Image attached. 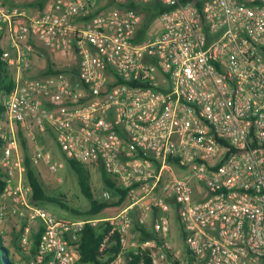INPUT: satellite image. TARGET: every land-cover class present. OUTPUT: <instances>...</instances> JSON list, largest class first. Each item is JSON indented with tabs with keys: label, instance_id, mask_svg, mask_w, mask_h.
I'll return each instance as SVG.
<instances>
[{
	"label": "built area",
	"instance_id": "1",
	"mask_svg": "<svg viewBox=\"0 0 264 264\" xmlns=\"http://www.w3.org/2000/svg\"><path fill=\"white\" fill-rule=\"evenodd\" d=\"M11 1L0 0V35L10 42L0 58L13 81L1 97L0 228L14 216V264H79L84 226L108 221L101 248L118 239L109 264L133 255L264 264V0H158L169 9L155 34L117 4L53 0L29 17ZM36 41L74 55L77 78L28 75ZM16 124L34 141L32 163L61 166L35 142L33 129H50L65 157L101 166L125 192L118 213L64 222L33 202ZM172 210L183 248L168 241ZM147 226L153 236L143 239Z\"/></svg>",
	"mask_w": 264,
	"mask_h": 264
},
{
	"label": "trees",
	"instance_id": "2",
	"mask_svg": "<svg viewBox=\"0 0 264 264\" xmlns=\"http://www.w3.org/2000/svg\"><path fill=\"white\" fill-rule=\"evenodd\" d=\"M117 4L122 8H128L136 11L138 14L140 11L146 13V20L143 21L141 33L145 32L148 28V19L157 17L161 12L168 10L169 7L161 5L158 0H151L148 3H139L135 0H109L107 5ZM2 49L0 47V57L2 54ZM67 73L73 79L77 78L78 71L77 65L74 64L70 67L64 68H54L53 63L50 60H47V66L44 72L41 75H52V74H61ZM135 84V83H134ZM13 88V81L11 75L9 74L8 67L5 62L0 58V119L3 117L4 107L1 103V96L11 91ZM2 140L0 139V145ZM21 148L23 150V165L25 167V182L30 187L32 192V201L41 206V202L44 200L56 202L60 207L67 209L77 215H89L97 216L103 210L111 206H119L120 202L124 198V190L120 189L116 181L108 175L101 166H99L101 172V180L104 187L110 191L114 192L117 200L114 203H109L106 201H97L94 198V194L91 188V173L89 166L81 164L67 157L66 160L74 170L77 176V182L80 188L81 193L89 200V208L86 211H79L75 208L67 205L59 196H49L46 194L43 183L39 179L38 174L36 173L33 164L31 162L30 156L27 151L26 140L23 137L20 141ZM6 181L4 179V173L0 169V193L4 189ZM111 222L100 224L97 227H92L90 225H85L81 238H80V251H81V260L79 264H109L112 260V254L116 252L118 248V239L117 235L113 234L109 237L107 243L103 249L101 245L105 234L107 233ZM181 228V227H180ZM182 238H184V231L181 228ZM153 233L149 227H144L143 229V239L152 237ZM38 238V237H37ZM141 259L143 264H151L150 260L146 256L142 255H133L132 259L127 264H138ZM0 264H14V260L10 254L9 247L5 244L2 234L0 233Z\"/></svg>",
	"mask_w": 264,
	"mask_h": 264
},
{
	"label": "rangeland",
	"instance_id": "3",
	"mask_svg": "<svg viewBox=\"0 0 264 264\" xmlns=\"http://www.w3.org/2000/svg\"><path fill=\"white\" fill-rule=\"evenodd\" d=\"M100 4H102L105 7L111 6L107 5V2L109 0H98ZM123 1V0H120ZM114 5V4H112ZM139 15L143 21L146 20V13L144 11H140ZM148 34H155L159 30L157 17H153L148 19ZM16 129V140L18 143V153L23 159V150L21 148L20 141L24 137L27 144V151L30 156L31 153V147L33 144V140H31L26 133L19 125H15ZM33 133L35 135V142H37L39 145L43 147L45 151H48L52 157V161L56 163H61V166H58L57 169L53 172L49 171L47 165L41 161L37 163H32L33 167L38 174L39 179L43 183L44 190L47 195L49 196H59L62 201H64L67 205H69L72 208H75L79 211H86L89 208V200L81 193L78 182H77V176L74 170L71 168L69 163L67 162L63 152L61 151L60 147L58 146L56 140H55V134L52 130L47 129L44 132L39 131L36 129H33ZM2 145V144H1ZM0 145V148H1ZM90 173H91V188L94 194V198L97 201H106L109 203H114L117 200V197L114 192H110V198L107 200L102 199L101 193L103 190H107L101 180V172L99 167H89ZM177 174H185L186 171H181L180 169H176ZM172 206V205H171ZM41 207H43L49 214H51L53 217L60 221H72V220H80V219H87V218H103V217H111L118 213L120 210V207L118 206H111L103 210L99 215L97 216H89V215H77L67 209H64L60 207V205L56 202L47 201L44 200L41 202ZM12 220V221H11ZM14 216L13 215H7L1 228L0 233L2 234V238L5 242V231L3 229V226L5 225H12L13 229L11 232V242L7 245L14 246L15 242V229L16 225L14 222ZM150 220L148 222L150 226ZM147 226V227H149ZM150 228V227H149ZM17 232V230H16ZM169 243L174 248H183L184 247V241L181 234V228L179 226V222L176 217V213L174 210L171 211L170 214V229L169 233L167 235ZM15 252L18 250L15 246V249H13ZM10 254L14 260V263L17 261H20L22 259L19 258L20 254L15 257L14 252ZM19 258V259H18Z\"/></svg>",
	"mask_w": 264,
	"mask_h": 264
},
{
	"label": "crops",
	"instance_id": "4",
	"mask_svg": "<svg viewBox=\"0 0 264 264\" xmlns=\"http://www.w3.org/2000/svg\"><path fill=\"white\" fill-rule=\"evenodd\" d=\"M52 1L53 0H18L16 5L20 9H22L25 12V14L28 15L29 17H36L43 11L44 8L50 5ZM5 2L9 5H13V2L11 0H5ZM0 47L2 50L10 49L9 37L5 32L0 35ZM47 60H50L51 63H53L54 68H64L67 66L70 67L77 63V58L74 55L67 56L63 53L55 52L53 50L43 47L40 44V42L36 41L34 43L33 53L30 57V68L28 69L27 74L30 76L41 75L46 69ZM8 71L9 74L11 75L12 70L8 69ZM3 229L5 231V236H6L4 237L5 244L7 245V243L9 244L12 239L11 232L13 226L6 225L5 223ZM14 230L16 237L15 242H13L14 246L12 245H7V246L9 247L11 253L14 252V256L17 257L19 255V252L18 250L15 252L13 249H15V246L17 248L18 233L16 232L17 229H15V227Z\"/></svg>",
	"mask_w": 264,
	"mask_h": 264
}]
</instances>
